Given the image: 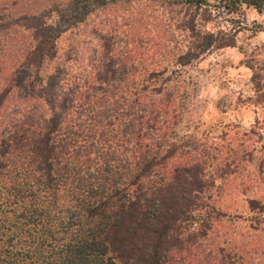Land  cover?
Instances as JSON below:
<instances>
[{"label":"trees","instance_id":"1","mask_svg":"<svg viewBox=\"0 0 264 264\" xmlns=\"http://www.w3.org/2000/svg\"><path fill=\"white\" fill-rule=\"evenodd\" d=\"M263 28L264 0H0V264H264L205 190L226 156L176 139L163 90Z\"/></svg>","mask_w":264,"mask_h":264},{"label":"rangeland","instance_id":"2","mask_svg":"<svg viewBox=\"0 0 264 264\" xmlns=\"http://www.w3.org/2000/svg\"><path fill=\"white\" fill-rule=\"evenodd\" d=\"M241 16L248 25L262 18L251 9H243ZM214 25L231 31L222 20L204 27L213 30ZM76 30L61 35L60 51ZM163 90L186 94L175 109L176 139H188L189 147L208 155L226 156L220 168L225 174L209 175L205 186L211 204L223 213V227L234 223L235 234L243 230L239 240L250 232L264 235V28L238 31L233 45L216 47L184 66ZM249 198L263 207L261 212L247 207Z\"/></svg>","mask_w":264,"mask_h":264}]
</instances>
